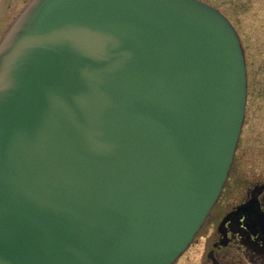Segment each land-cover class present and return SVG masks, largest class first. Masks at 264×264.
Here are the masks:
<instances>
[{"label": "water", "instance_id": "95a60500", "mask_svg": "<svg viewBox=\"0 0 264 264\" xmlns=\"http://www.w3.org/2000/svg\"><path fill=\"white\" fill-rule=\"evenodd\" d=\"M233 25L202 0H30L0 40V264H173L244 119Z\"/></svg>", "mask_w": 264, "mask_h": 264}, {"label": "rangeland", "instance_id": "374dc122", "mask_svg": "<svg viewBox=\"0 0 264 264\" xmlns=\"http://www.w3.org/2000/svg\"><path fill=\"white\" fill-rule=\"evenodd\" d=\"M29 0H0V39L7 26ZM218 8L232 23L244 48L247 68V98L242 131L226 190L248 178H264V0H203ZM260 175V176H261ZM210 226L205 225L203 236ZM201 241L202 238H198ZM202 244L196 243L178 264H193Z\"/></svg>", "mask_w": 264, "mask_h": 264}, {"label": "flooded vegetation", "instance_id": "af4514ba", "mask_svg": "<svg viewBox=\"0 0 264 264\" xmlns=\"http://www.w3.org/2000/svg\"><path fill=\"white\" fill-rule=\"evenodd\" d=\"M260 175L248 178L242 172L241 184L229 190L225 184L199 233L173 264L187 257L196 243L202 246L193 264H264V178ZM205 225L210 228L202 236Z\"/></svg>", "mask_w": 264, "mask_h": 264}]
</instances>
